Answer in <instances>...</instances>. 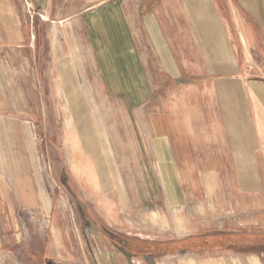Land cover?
I'll return each instance as SVG.
<instances>
[{
    "label": "rangeland",
    "instance_id": "1",
    "mask_svg": "<svg viewBox=\"0 0 264 264\" xmlns=\"http://www.w3.org/2000/svg\"><path fill=\"white\" fill-rule=\"evenodd\" d=\"M10 1L26 41L0 48V126L16 127L20 142L16 169L0 153V264H264V166L260 160L250 187L245 170L229 167L233 153L218 151L211 66L186 23L187 0H116L115 13L107 2L78 9L53 0L45 9ZM228 13L223 26L233 48ZM121 22L135 52L131 70L108 39L121 38ZM92 36L103 39L97 55ZM72 37L82 73L71 66ZM44 47L50 57L40 64L49 67L38 72ZM252 60L249 66L244 57V74L264 80V57ZM187 119L201 132L194 153L187 152ZM27 193L34 205L21 196ZM129 240L178 249L138 256L127 253Z\"/></svg>",
    "mask_w": 264,
    "mask_h": 264
},
{
    "label": "crops",
    "instance_id": "2",
    "mask_svg": "<svg viewBox=\"0 0 264 264\" xmlns=\"http://www.w3.org/2000/svg\"><path fill=\"white\" fill-rule=\"evenodd\" d=\"M32 1L38 6L40 4V6L43 5L45 9H47V7L50 9V3L53 0ZM68 1L70 2V8L94 9L96 6L104 2L109 3L107 5V9L113 10L114 13L115 10H118L119 8V6H116V0ZM209 1L210 0H197V2H195L192 0H187L185 2V7L188 12V15H186V23L190 26H193V39L197 36L198 38L196 39L203 42L202 49L204 58L211 66L208 71V82L206 83L210 84V89H212L215 93L214 96L216 102H212V104L217 105V111L213 113L215 116L214 120L212 119L214 122L212 123L211 127L214 128V132H216L215 135L213 134V137L217 138L215 143L219 147L218 151L219 153L222 152L224 147V149L227 148V151L233 153L231 157L234 160L232 161L230 159V162L235 164L230 163L229 167L245 170L248 178L247 183L250 187H252L258 183L257 173L254 169L260 167V160L264 166V80L260 77H250L247 74L245 75L243 70V59L245 57L246 63L249 66H253V55L255 56L257 54L264 57V0H217L212 3L213 5L210 6ZM238 3L240 5H238ZM12 8L13 7L10 0H0V48L6 46H19L24 44L26 41V36L23 33L22 28L19 26L18 20L15 16L16 14ZM229 8L233 9V35L236 40V45L233 48H231L229 45L228 37L223 26V22H226V20L230 19L228 13ZM182 9L184 8L182 7ZM121 10H123V8H121ZM199 15H203L202 17L204 18L205 16L207 17L206 23ZM66 16V19H68L72 16V14H68ZM122 17L126 19L124 13ZM115 18L117 19L118 17L115 16L112 18V22L116 20ZM66 19H62L60 24H62ZM119 21L120 20H118V22ZM110 23L111 22H109V24ZM106 24H108V22H106ZM90 25L95 27L93 17L90 21ZM197 25H205L204 28H201L202 32L196 33L195 26ZM120 26L122 27L120 32L123 31L121 38H114V36H112V39H108L112 43L116 42L115 47L118 51L115 52L114 56H116L117 61L121 60V64L125 63V65L128 66H125L126 70H131L130 62H135L133 58L135 52L131 48L132 45L127 34V28H124V24L122 22ZM128 30L130 31V28H128ZM188 36L191 37L189 34H187V38ZM73 37L71 40H66L71 44V48L69 49L70 62L75 73H82L83 70L81 68V62L78 61L77 58L83 56L79 54L77 55V48L75 45V40H79V38L76 37L73 39ZM28 38L29 37H27V39ZM30 38L31 41L35 40L34 32L31 33ZM177 39H179V34L176 35V40ZM102 40L103 39L99 40L98 37H90L91 48L92 50L96 51V55V49H98L99 42H102ZM37 44L40 47L39 41ZM74 45L75 48H72ZM1 52L4 53L6 51L0 49V53ZM36 53V70L40 72V66L44 64H40V57H50V54L49 51L45 49V47L37 49ZM103 56H105L104 53ZM128 57H130V62L127 61ZM33 65H35V63ZM43 66L48 65L45 64ZM106 66L107 67L105 69H107L108 72H113L111 70V65ZM3 72L4 70L2 65H0V74ZM160 72L167 73V70H163L161 68ZM5 79L3 76H0V84L2 80ZM64 103L67 104L68 102L64 100L63 104ZM193 113L194 112L188 115H193ZM186 121L187 143L190 144L191 149L189 150V147H187V152L190 151L194 153L195 139L198 135H200L201 132L197 130L199 133L198 134L195 131V122L191 121L190 119H187ZM17 131V128L14 126H0V145L1 142L3 145V149H1L0 146V153H3L4 155L6 160L5 164H8L6 165L7 167H12L13 165L15 168L14 164H16L15 161L18 159L17 155L13 152L14 147L20 143L19 138L17 137ZM24 131V135L27 136L26 131L28 130L24 129ZM178 136L183 138V136L180 134H178ZM210 142L213 143L212 139ZM25 145L27 146V137L25 138ZM0 164L3 165L1 160ZM35 166V176H37V183L41 189L42 184L40 181V171L37 167L39 165L36 164ZM22 177L23 178H20L21 180L28 182V176L26 174ZM23 195L30 199V205L35 204L34 202L36 197L32 195V193L21 194V196ZM40 199L43 200L44 208L47 209V206L49 205L48 200L44 197V195H40Z\"/></svg>",
    "mask_w": 264,
    "mask_h": 264
},
{
    "label": "trees",
    "instance_id": "3",
    "mask_svg": "<svg viewBox=\"0 0 264 264\" xmlns=\"http://www.w3.org/2000/svg\"><path fill=\"white\" fill-rule=\"evenodd\" d=\"M168 247H172L169 245ZM165 245L155 244L154 247H150L146 243H141L138 240H129L128 241V247L126 248L127 253L138 255V256H146V255H155V254H163V253H169L174 254L177 252L176 247L168 248ZM124 249V248H123ZM158 249V250H153Z\"/></svg>",
    "mask_w": 264,
    "mask_h": 264
},
{
    "label": "bare ground",
    "instance_id": "4",
    "mask_svg": "<svg viewBox=\"0 0 264 264\" xmlns=\"http://www.w3.org/2000/svg\"><path fill=\"white\" fill-rule=\"evenodd\" d=\"M102 153H103V152H102ZM73 164H75V163H73ZM73 167H74L77 171H80V170H81V167H80L79 165H78V168H76L75 165H73ZM39 189H40V187H39ZM40 195H41V196L44 195V194H43V189H42V187H41V189H40ZM250 263H251V264H258V262H257V260H256L255 258L251 259Z\"/></svg>",
    "mask_w": 264,
    "mask_h": 264
}]
</instances>
